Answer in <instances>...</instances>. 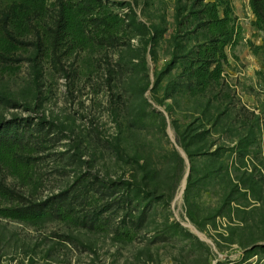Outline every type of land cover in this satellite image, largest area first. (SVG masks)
Masks as SVG:
<instances>
[{"label": "rangeland", "instance_id": "374dc122", "mask_svg": "<svg viewBox=\"0 0 264 264\" xmlns=\"http://www.w3.org/2000/svg\"><path fill=\"white\" fill-rule=\"evenodd\" d=\"M64 1L32 9V33L0 52V132L41 141L44 184L24 188L3 169L0 180L44 202L97 175L95 189L116 182L113 223L148 215L131 241L0 216V264H264V30L250 0H94L122 25L112 45L85 51L60 36ZM211 2L230 15L225 58L204 52ZM22 3L0 0L7 35ZM210 60L221 74L202 89L193 70ZM131 191L138 204L122 203Z\"/></svg>", "mask_w": 264, "mask_h": 264}, {"label": "trees", "instance_id": "16d2710c", "mask_svg": "<svg viewBox=\"0 0 264 264\" xmlns=\"http://www.w3.org/2000/svg\"><path fill=\"white\" fill-rule=\"evenodd\" d=\"M250 5L257 18V27L264 30V0H250ZM210 6L213 8L208 9L210 21L207 26L214 39L206 46L204 52L208 56L210 54L216 56V53L220 52L225 58L224 48L232 40V34L228 29L230 15L226 11L224 17L221 18L215 3H208L207 7ZM32 9L37 14L45 16L46 0H27L26 4L22 3L14 7L9 21L10 33L7 35L0 29V52L11 53L17 49V43L10 40L8 36L23 38L32 33L34 26L29 20ZM41 20V17L38 18L37 29L39 25V28H43L40 24ZM121 25L118 16L110 12L102 3L94 0H66L62 3L58 31L62 40L69 43L71 50L85 51L95 47H104L107 44L112 45ZM210 61H203L193 70L196 83L202 89L218 80L221 74V62L211 61L217 64L211 70L212 63H208ZM40 153L41 141L17 133L0 132V169L19 181L24 188L36 190L44 184V179L39 176L38 171ZM144 171L147 172L146 169ZM92 178V183L87 181L83 190L81 188L79 191H62L44 202H38L32 198L24 199L20 195L21 191L7 185L4 180H0V200L10 202L4 206L0 205V216L29 223L59 219L92 231L113 232L120 240H133L137 230L145 223L148 209L144 208L142 211L131 209L132 212L135 211V215L130 212L127 215L130 216L129 218H124L119 224L113 223V219H116L114 216H117L120 208V200L119 202L109 200L116 192V187H114L116 182L110 181L113 183L109 187L98 185V189H95L100 179L97 175ZM138 187L135 185L134 188ZM143 188L147 190L148 186ZM90 192L95 195L99 194V199L95 195H90ZM138 196L136 192L131 191L126 197H122V203L129 200L138 204L141 199Z\"/></svg>", "mask_w": 264, "mask_h": 264}]
</instances>
